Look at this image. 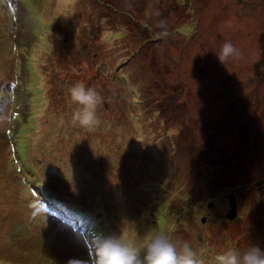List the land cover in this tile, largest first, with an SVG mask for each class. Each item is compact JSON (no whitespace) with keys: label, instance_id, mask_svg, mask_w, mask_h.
Listing matches in <instances>:
<instances>
[{"label":"rangeland","instance_id":"1","mask_svg":"<svg viewBox=\"0 0 264 264\" xmlns=\"http://www.w3.org/2000/svg\"><path fill=\"white\" fill-rule=\"evenodd\" d=\"M261 143L264 0H0V264H92L95 235L156 230L204 264L264 251Z\"/></svg>","mask_w":264,"mask_h":264},{"label":"clouds","instance_id":"2","mask_svg":"<svg viewBox=\"0 0 264 264\" xmlns=\"http://www.w3.org/2000/svg\"><path fill=\"white\" fill-rule=\"evenodd\" d=\"M160 26H164L163 21ZM215 55L225 65L239 59L242 53L233 42L225 41ZM68 95L70 102L79 106L73 114V122L89 130L98 126L97 109L102 103L99 92L79 82L68 89ZM92 264H204V261L188 242H183L178 250L175 239L167 231L156 230L140 240L121 234L95 235L92 240ZM215 264H264V251L255 245L244 251L230 249L217 255Z\"/></svg>","mask_w":264,"mask_h":264},{"label":"water","instance_id":"3","mask_svg":"<svg viewBox=\"0 0 264 264\" xmlns=\"http://www.w3.org/2000/svg\"><path fill=\"white\" fill-rule=\"evenodd\" d=\"M229 203H230V211L228 213L227 218L230 220H235L238 216L237 211H238V203H237V199L235 197V194H233L230 199H229ZM215 207V204L213 203H209L208 208L209 209H213ZM207 218L205 217V219H203V223H206Z\"/></svg>","mask_w":264,"mask_h":264},{"label":"trees","instance_id":"4","mask_svg":"<svg viewBox=\"0 0 264 264\" xmlns=\"http://www.w3.org/2000/svg\"><path fill=\"white\" fill-rule=\"evenodd\" d=\"M262 140H263V139H261L260 141H262ZM259 145H260V146H263V148H264V144L261 143V144H259ZM240 189H242V188H240ZM240 189H239V190H240ZM231 193H232V194H235V196H236V193H235V192H231ZM226 197H227V196H222V199H220V201L223 202L225 199L228 198V197H227V198H226ZM218 199H219V198L212 199V203L215 204V202H218V201H219ZM54 200H55V199H54ZM190 202H191V201H188L185 205L189 206V203H190ZM224 203H225V201H224ZM237 203H238V202H237ZM239 203H240V202H239ZM239 203H238V205H240L239 207H241V203H240V204H239ZM192 204L195 205L194 202H193ZM215 205H216V204H215ZM185 209H186V208H185ZM214 209H215V208H214ZM196 210H197V207H196L195 211H196ZM237 217H238V216H237ZM236 219H237V218H236ZM229 220H230V219H229Z\"/></svg>","mask_w":264,"mask_h":264},{"label":"flooded vegetation","instance_id":"5","mask_svg":"<svg viewBox=\"0 0 264 264\" xmlns=\"http://www.w3.org/2000/svg\"><path fill=\"white\" fill-rule=\"evenodd\" d=\"M225 200H226V199H225ZM225 200H224V201H225ZM238 201H239V200L237 199V202H238ZM238 203H239V202H238ZM239 204H240V203H239ZM215 207H216V205H215ZM215 207H214V208H215ZM214 208H213V209H214Z\"/></svg>","mask_w":264,"mask_h":264}]
</instances>
